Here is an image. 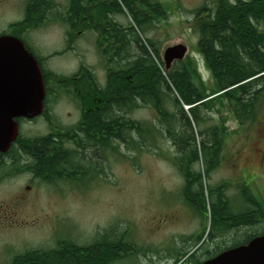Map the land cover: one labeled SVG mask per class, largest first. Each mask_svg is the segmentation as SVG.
<instances>
[{
	"label": "rangeland",
	"instance_id": "374dc122",
	"mask_svg": "<svg viewBox=\"0 0 264 264\" xmlns=\"http://www.w3.org/2000/svg\"><path fill=\"white\" fill-rule=\"evenodd\" d=\"M17 1L9 0L5 7L0 8L5 26L18 15L12 8ZM54 1L59 9L53 14L61 12L62 18L67 16L69 0ZM155 1L163 7L162 11L165 10L166 16L156 22L155 28L144 34L143 38H150L158 44L159 57L156 61L164 62V53L169 47L185 45L188 54L181 63L191 60L208 88L214 89L212 76L197 50L200 38L194 31V25L195 11L205 4L213 8L216 0ZM19 2V19L22 21L26 5L21 4V0ZM110 16L125 28L130 26L131 20L126 13ZM56 17L58 16L54 15L45 26L30 30L24 36L37 56L62 52L67 46L69 27L61 20H56ZM96 43L97 33L87 31L75 41L72 51L50 58L46 62V68L58 74L71 75L82 65L90 67L97 64V79L104 87L107 84L106 73L97 53ZM174 68L175 64L167 72ZM167 93L170 95L166 103L168 111L180 114V109L173 102L174 95L172 92ZM58 108L57 112L63 114L69 110L65 102H60ZM202 116L206 122L194 128L198 142L207 140L206 134L202 137L200 132H207L209 127L216 124L223 123L228 132V141L222 153L223 160L209 178L203 177L204 186L207 189L225 186L223 194L229 199L233 211L240 214L249 210L253 214L250 216L251 223H234L225 229L219 223L211 226L210 210L208 219L204 220L201 214L195 212L196 209L193 210L187 204L183 195L185 180L169 160V156L176 155L177 149L166 134H161L166 132V128L158 121L156 112L150 106H143L128 118L154 128L150 131L152 134L146 136V145L141 146V149H134L130 135L135 142L141 141L134 131L129 132L126 144L121 139L117 141L121 153L119 156L101 153L102 177L97 184L81 190L64 187V197L43 185H37L28 201L18 204L11 194L27 178L19 179L14 187L4 183L5 189L0 190V206L20 205L19 213L14 219L21 229L18 233L9 235V239L14 240L15 249L23 254L28 247L51 249L56 247L59 240L69 238L84 246L102 242L107 234L114 240L124 235L125 243L135 245V253L123 258L119 264H182L190 258L187 253L193 248L195 237L200 233L205 240L201 252H196L195 261L203 252L214 253L239 244L248 237L262 235L264 217L252 200L256 198L264 205V103L256 122L246 129L239 128L226 104H218L214 112L203 110ZM21 133L26 137L30 136L29 138L46 135L48 127L45 119L22 124ZM203 168L202 162L195 165V169L204 174ZM243 186L249 189L248 203L241 195ZM107 244H110L109 240ZM181 255L184 257L179 259Z\"/></svg>",
	"mask_w": 264,
	"mask_h": 264
},
{
	"label": "trees",
	"instance_id": "16d2710c",
	"mask_svg": "<svg viewBox=\"0 0 264 264\" xmlns=\"http://www.w3.org/2000/svg\"><path fill=\"white\" fill-rule=\"evenodd\" d=\"M31 1L26 8L25 20L19 24L21 34L26 29L45 26L54 15L58 16L56 20L61 19L70 25L66 49L54 52L52 57L72 51L75 41L86 31L97 33L96 48L104 64L107 84L98 88V84L90 83L91 95L98 94L109 100L107 107L100 111L97 130L86 135L97 140L103 147L101 152L108 150V153L119 156L117 141L121 139L125 143L128 133L134 131L141 139L137 143L131 135L128 136L133 140L134 149L146 145V136L151 135L154 128L131 120L127 115L143 106H150L166 128V132L161 134H166L177 149L176 155L169 156V160L185 180L183 195L187 203L197 212L203 211L202 216L206 220L210 210L211 226L219 223L225 229L234 223H249L253 214L249 210L236 214L223 194L225 186L207 189L203 183V177L209 178L223 160L222 153L228 141L227 129L223 123L211 126L207 132H200L202 137L206 134L207 140L198 142L194 128L206 122L202 111L214 112L218 104H226L240 129L256 122L264 103V0H216L213 8L205 4L195 11L194 31L200 38L197 50L212 76L214 89L208 88L189 59L175 64L166 76L163 74L156 62L158 44L150 38H143L155 28L156 22L166 16L163 7L155 0H69L67 16L63 18L61 12L53 14L59 9L54 0ZM122 13L131 20L128 28L110 16ZM39 60L44 64L46 59ZM83 72L87 73V80L90 74L88 67L68 77L43 69L46 83H52V92L58 96L65 92V82L72 81ZM94 82H97L96 78ZM167 92L174 95L173 102L180 109V114L168 111L166 103L170 95ZM183 104L191 107L188 113ZM111 130L112 135L109 133ZM25 141L33 142L32 139ZM36 141L46 142L44 138ZM36 154L41 166L45 167L44 152L38 150ZM200 162L204 165V174L195 169ZM248 190L243 186L241 191L247 203ZM252 201L264 217V205L256 198ZM256 236L241 243H247ZM106 237L102 242L84 246L71 240H59L54 248L39 249L18 257L17 264H119L131 252L135 253V245L125 243L124 235L115 242L110 241V244H107ZM112 251L114 253L111 254Z\"/></svg>",
	"mask_w": 264,
	"mask_h": 264
},
{
	"label": "flooded vegetation",
	"instance_id": "af4514ba",
	"mask_svg": "<svg viewBox=\"0 0 264 264\" xmlns=\"http://www.w3.org/2000/svg\"><path fill=\"white\" fill-rule=\"evenodd\" d=\"M8 1L0 0V8L5 7ZM30 1L21 0V4L24 3L26 5L23 20L26 18L28 3L33 2ZM19 7L20 2L18 0L12 5L18 15H15V19L9 21L6 26L3 22V16L0 14V37L13 36L21 39L28 46L23 34L28 33L30 29L23 33L22 36L20 35ZM93 66L82 65L77 71V73L82 72L84 67H88L91 75L89 74L87 80H85L87 73L83 72L72 81L65 82L66 95H56L55 92H52L51 84L45 82V110L44 114L39 118L45 119L48 133L44 136L33 138H29L30 136L26 137L20 133L12 148L5 154L0 153V190L5 189L3 187L4 183H9L11 187H14L19 179L27 178V181L24 184H20L21 186L17 187L11 194V197L17 200L18 204L27 202L29 195L34 192L37 185H43L64 197L66 193L64 187L81 190L84 187L97 184L101 177L100 158L103 147L97 143L96 139L92 140L86 134L91 130H97L100 111L107 107L109 99L100 97L98 94L91 95L90 83L98 84V88L100 86L97 79L98 65L93 64ZM95 78L97 82H94ZM60 102H65L69 107L65 114L60 111L57 112ZM37 119H21L19 120V125L32 124ZM109 133L112 135V130ZM25 138L32 139L33 142L29 144L24 140ZM38 138H44L46 142L44 144L36 143ZM112 139L113 143H115V139L113 137ZM38 150L42 151V153L44 152L46 156L45 167L41 166L39 156L36 154ZM72 157L76 158L71 159ZM56 158L58 159L54 160ZM19 207L20 205L5 207L1 204L0 206V264H17L18 257L25 255L27 252L39 250L28 247L29 250L26 249L27 251L25 250L23 254H20L18 249H15L14 240L9 239V235L18 233L21 229L14 219V216L19 213ZM200 236L201 233L196 235L195 239H199ZM108 239L112 240V236L110 235ZM110 253L112 254L114 251ZM210 253L209 251L203 252L196 261L197 255L195 254L184 264H202L216 256Z\"/></svg>",
	"mask_w": 264,
	"mask_h": 264
},
{
	"label": "water",
	"instance_id": "95a60500",
	"mask_svg": "<svg viewBox=\"0 0 264 264\" xmlns=\"http://www.w3.org/2000/svg\"><path fill=\"white\" fill-rule=\"evenodd\" d=\"M184 45L165 51L169 70L184 60ZM45 85L38 61L18 38L0 37V153H6L19 135L18 119H33L44 111ZM203 264H264V235L228 249Z\"/></svg>",
	"mask_w": 264,
	"mask_h": 264
},
{
	"label": "bare ground",
	"instance_id": "6f19581e",
	"mask_svg": "<svg viewBox=\"0 0 264 264\" xmlns=\"http://www.w3.org/2000/svg\"><path fill=\"white\" fill-rule=\"evenodd\" d=\"M125 59H126V58H125ZM127 61H128V60H127ZM68 149H69V148H68ZM69 150H70V149H69ZM74 150H75V149H74ZM62 151H63V150H62ZM76 151H77V150H76ZM76 151H75V152H76ZM71 152H73V151L71 150ZM78 152H80V151H78ZM82 152H83V151H82ZM68 153H69V152H68ZM80 153H81V152H80Z\"/></svg>",
	"mask_w": 264,
	"mask_h": 264
}]
</instances>
